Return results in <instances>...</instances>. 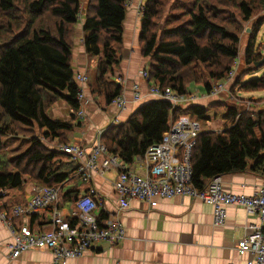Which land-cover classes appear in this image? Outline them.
<instances>
[{"label":"trees","instance_id":"1","mask_svg":"<svg viewBox=\"0 0 264 264\" xmlns=\"http://www.w3.org/2000/svg\"><path fill=\"white\" fill-rule=\"evenodd\" d=\"M263 11L264 0H143L138 44L148 59L146 84L189 93L194 83L210 93L240 54L242 22L256 15L241 54L245 66L238 67L229 92L264 90V71L250 76L264 68L255 65L264 55V40L257 38ZM126 13L127 0H0V151L6 139L29 137L23 151L0 155V189H20L31 180L61 188L69 184L63 200L72 204L87 189L78 164L55 146L68 143L82 125L75 114L80 106L73 64L76 24L80 19L85 50L96 56L90 92L109 104L123 89L114 75L125 48ZM250 99L245 109L223 98L173 106L155 96L124 121L108 125L100 140L130 163L181 115L203 125L219 115L220 130L203 128L197 135L191 154L194 185L245 170L264 176V105H257L264 97ZM58 100L71 107L67 118L52 115ZM99 212L108 214L103 208Z\"/></svg>","mask_w":264,"mask_h":264},{"label":"built area","instance_id":"2","mask_svg":"<svg viewBox=\"0 0 264 264\" xmlns=\"http://www.w3.org/2000/svg\"><path fill=\"white\" fill-rule=\"evenodd\" d=\"M142 3L139 4L140 15ZM239 63L238 57L234 60L227 77L216 83L210 94L229 91L225 82L236 74ZM147 73V66L140 71L144 79L148 76ZM75 78L78 81L77 98L80 100V106L75 114L82 119L86 115L84 89L88 76L84 71H78ZM117 78V81L123 84V76ZM132 93L136 100L141 97L138 82L133 83ZM148 93L169 100L173 106L194 102L196 98L191 92L179 93L169 87L161 89L156 85H149ZM126 101L123 84L122 91L110 104L121 109L126 106ZM247 103L248 108L250 101ZM202 129L203 124L183 114L170 123L160 141L135 155L130 163L107 150L100 140L103 130H99L89 150L74 139H70L68 143L55 145L59 150L67 152L70 159L78 164L76 171L80 180L87 184V189L79 194L68 214H64L59 206L61 186L38 182H34L32 194L25 202L0 210V217L12 234V239L8 243L9 256L17 257L24 250L31 248H47L52 252V264H67L70 258L82 255L100 242L115 246L125 238V227L117 212L125 210L132 198L146 200L154 206L160 198L179 195L196 197L210 203L215 224L225 223V206L228 204L244 206L249 213L256 214L260 223L248 225L249 230L237 240L236 249L239 253L249 252L251 255L245 264H264V181L251 194L233 192L226 188L221 180V174L213 176L201 187L195 186L192 182L191 154L197 135ZM110 169L116 172L113 185L117 193L118 209L114 216L107 214L100 217L102 197L91 183L92 176L94 173L103 174ZM5 192L3 188L0 189V193ZM41 209H47L49 213L47 229H35L26 219L20 226L13 221L15 217L26 218L29 213L33 214Z\"/></svg>","mask_w":264,"mask_h":264},{"label":"crops","instance_id":"3","mask_svg":"<svg viewBox=\"0 0 264 264\" xmlns=\"http://www.w3.org/2000/svg\"><path fill=\"white\" fill-rule=\"evenodd\" d=\"M142 2L143 0H132L131 5L127 4L125 27L129 37H124L125 48L114 75L115 78L118 75L124 78L126 106L120 109L105 104L100 96L93 95L89 86L85 85L86 115L82 118V125L72 131L70 139L76 140L87 150L91 148L99 130L124 121L139 105L155 97L148 93L146 80L140 74L148 64V59L142 56L138 44L141 17L137 14V6ZM77 34L73 64L75 71L86 72L93 59H90L82 42L81 21ZM88 78L89 84L90 77ZM134 82L139 83L142 94L137 100L132 93ZM53 105L56 113L53 116H69L71 109L64 100H58ZM220 177L226 188L246 194L253 193L264 181V176L249 170L224 173ZM115 179L116 172L110 169L103 174L94 173L91 182L102 197L101 208L110 216H114L118 209L117 193L113 185ZM33 185L34 182H28L23 188L8 189L6 194L0 195L1 208L9 209L14 204L25 202L32 194ZM61 208L64 214H68L71 209L67 204L61 205ZM225 210V223L222 225L214 223L212 205L196 197L176 195L160 198L154 206L146 200L132 198L125 210L117 212L125 227V238L115 246L100 242L82 255L70 258L67 264H245L251 255L249 252H238L237 240L249 230L248 225L259 224L260 220L244 206L228 204ZM25 219L35 229L44 230L49 227L47 209H41L26 218L15 217L13 221L20 226ZM11 239V230L0 217V264H52V252L47 248H31L17 257H10L8 243Z\"/></svg>","mask_w":264,"mask_h":264},{"label":"rangeland","instance_id":"4","mask_svg":"<svg viewBox=\"0 0 264 264\" xmlns=\"http://www.w3.org/2000/svg\"><path fill=\"white\" fill-rule=\"evenodd\" d=\"M82 1L85 2L86 0H82ZM131 4H132V0H128V5H131ZM127 8H128V6H127ZM137 14L140 15L139 3H138V6H137ZM262 14H264V11L262 12ZM255 16L256 15H254L251 20H247V21H243L242 22L243 30L240 33V40H241V42H240V54L238 56L240 58V63H239L240 68L245 66V62H244L243 56H241V54L243 53V51H244V49L246 47V42H247V38H248V32L251 30V23L255 19L254 18ZM79 25H80V19H79V22L76 24V36H75L76 38L78 36L77 28H78ZM125 26H126V24H125V20H124V22H123L124 33H125L124 37L127 38V37H129V33L127 32V29H126ZM248 28H250V30H248ZM257 38H258V40H264V24L261 26V28H260V30L258 32ZM89 57H90V59H93V60L90 62L89 69L86 72L85 71L84 72L87 73V76L90 77V82H93V80H94V63H95L94 61H95L96 57L94 55H92V54H89ZM238 70H239V68H238ZM263 71H264V68L258 70L257 73H252L250 76H254L256 74L258 75V74H260ZM77 72L78 71H76V74H77ZM115 72H117V66L115 67ZM250 76H248V77H250ZM233 77L225 82L226 89H229V87H231L230 85H231V83H232V81L234 79ZM88 80H89V78H88ZM85 85H88V82ZM189 90H190L189 92H191V93L196 95V98H195V101H194L195 103L206 104V103H208V102H210V101H212L214 99L223 98V99L227 100V102H229L231 104H233V103L236 104V105L241 104V107L245 108V109H247V105H246V104H248L247 101L248 100L249 101L252 100V99H250V97H253V98H256V97H259V96H263L264 97V90H256V91H252V92H244V91L236 90L237 93H235L233 91L229 92L227 90H224V91H222L219 94H210V93H205V91L203 92V90H201L199 88V86H197L194 83H192L190 85ZM257 105L263 106L264 105V99L260 103H257ZM54 107H55V105H52V107L50 108V111H51V113L53 115H56ZM70 109H71V107H70ZM223 123L224 122L221 120L220 116L218 115V116L212 118L211 120H209L206 124H204L203 128H210V129H214V130H220L222 128V124ZM28 138H29L28 136H22V137L6 139V142H7V143H5L6 144V148L0 151V155L3 156V157H6V158H10L13 155L18 154L19 152L23 151L27 147V145L29 144V141H28L29 139ZM31 182H36V181H32L31 180ZM68 185L69 184H67L66 186L60 188V190H59V200L61 201L62 205L67 204L69 207H72L73 206L72 202L63 200V192L65 191L66 187H68ZM11 189H13V188H11ZM4 198H6V195L4 196Z\"/></svg>","mask_w":264,"mask_h":264},{"label":"water","instance_id":"5","mask_svg":"<svg viewBox=\"0 0 264 264\" xmlns=\"http://www.w3.org/2000/svg\"><path fill=\"white\" fill-rule=\"evenodd\" d=\"M248 30H250V28H248ZM263 63H264V55L262 56V58H260L259 60L255 62V65L261 66Z\"/></svg>","mask_w":264,"mask_h":264},{"label":"bare ground","instance_id":"6","mask_svg":"<svg viewBox=\"0 0 264 264\" xmlns=\"http://www.w3.org/2000/svg\"><path fill=\"white\" fill-rule=\"evenodd\" d=\"M28 215H31V213H29Z\"/></svg>","mask_w":264,"mask_h":264}]
</instances>
